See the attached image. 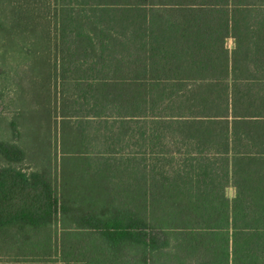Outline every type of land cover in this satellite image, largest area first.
Listing matches in <instances>:
<instances>
[{"label":"trees","instance_id":"trees-1","mask_svg":"<svg viewBox=\"0 0 264 264\" xmlns=\"http://www.w3.org/2000/svg\"><path fill=\"white\" fill-rule=\"evenodd\" d=\"M27 2L53 12L61 159L0 144V257L264 264V0Z\"/></svg>","mask_w":264,"mask_h":264},{"label":"rangeland","instance_id":"rangeland-1","mask_svg":"<svg viewBox=\"0 0 264 264\" xmlns=\"http://www.w3.org/2000/svg\"><path fill=\"white\" fill-rule=\"evenodd\" d=\"M41 1L37 0L33 8L40 16L45 13ZM27 4V0H0V144L17 146L25 157L16 166L37 171L54 169L61 159L56 108L64 89L57 85L51 71L53 12L47 20L36 18L30 23L21 15L28 12ZM46 31H50V40L45 37ZM226 47L232 49V39L226 40ZM4 165L0 156V166ZM232 194L233 189L227 188V197ZM14 262L38 264L46 260L0 257V264Z\"/></svg>","mask_w":264,"mask_h":264},{"label":"crops","instance_id":"crops-1","mask_svg":"<svg viewBox=\"0 0 264 264\" xmlns=\"http://www.w3.org/2000/svg\"><path fill=\"white\" fill-rule=\"evenodd\" d=\"M228 188L233 189V191H234V194H232V197L229 198L230 200H232L235 197V189L233 187H231V186L228 187ZM241 244H242L241 245V249L243 251H245V250H251V249L252 250L253 249H258V247L256 245H254L253 243H251V242L243 241ZM229 250H230V254H231V251H232V242L231 241H230V244H229Z\"/></svg>","mask_w":264,"mask_h":264}]
</instances>
